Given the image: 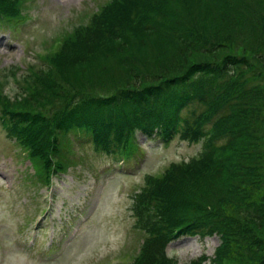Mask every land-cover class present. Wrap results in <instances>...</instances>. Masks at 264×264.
I'll return each instance as SVG.
<instances>
[{"label": "trees", "instance_id": "1", "mask_svg": "<svg viewBox=\"0 0 264 264\" xmlns=\"http://www.w3.org/2000/svg\"><path fill=\"white\" fill-rule=\"evenodd\" d=\"M20 15L0 0V26ZM60 43L16 95L0 90V122L40 175L63 169L72 135L129 158L139 137L203 139L146 177L147 237L127 264H178L165 248L186 234L221 241L187 264H264V0H110Z\"/></svg>", "mask_w": 264, "mask_h": 264}, {"label": "rangeland", "instance_id": "2", "mask_svg": "<svg viewBox=\"0 0 264 264\" xmlns=\"http://www.w3.org/2000/svg\"><path fill=\"white\" fill-rule=\"evenodd\" d=\"M18 1L21 15L0 26V90L11 96L21 90L22 75L46 69L69 30L88 24L110 0ZM141 145L144 153L126 163L74 138L69 157L75 163L48 187L0 122V264H126L136 258L145 235L131 206L143 178L198 157L203 147L181 138L141 139ZM219 244L217 234L187 236L169 244L167 253L187 264L202 254L211 258Z\"/></svg>", "mask_w": 264, "mask_h": 264}]
</instances>
